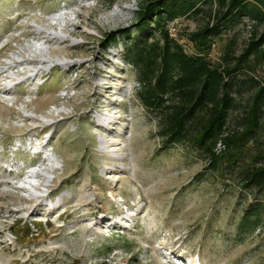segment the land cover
Segmentation results:
<instances>
[{
	"label": "rangeland",
	"instance_id": "obj_1",
	"mask_svg": "<svg viewBox=\"0 0 264 264\" xmlns=\"http://www.w3.org/2000/svg\"><path fill=\"white\" fill-rule=\"evenodd\" d=\"M141 1L0 0V55H15L19 78L36 71L37 85L17 107L0 102V264H264V189L207 168L191 145L163 142L159 112L144 105L124 60L127 38L103 43L110 31H135ZM206 21L181 17L170 33L192 53L186 36ZM252 28L224 29L211 59L221 61L231 41L241 52ZM58 31L76 40L49 34ZM43 56L51 61L40 65ZM107 116L114 121H100ZM22 136L33 140L14 166L4 156ZM34 166L41 175L29 178ZM251 205L254 230L252 217L241 224Z\"/></svg>",
	"mask_w": 264,
	"mask_h": 264
},
{
	"label": "trees",
	"instance_id": "obj_2",
	"mask_svg": "<svg viewBox=\"0 0 264 264\" xmlns=\"http://www.w3.org/2000/svg\"><path fill=\"white\" fill-rule=\"evenodd\" d=\"M199 15L207 21L187 34L193 49L188 53L169 26L181 17ZM242 21L253 27L242 51L236 53L231 41L221 61L211 59L215 37ZM132 26L134 32L121 27L106 33L103 43L127 38L124 60L143 87L139 97L144 105L159 112L163 142L191 145L203 152L207 168L222 175L236 173L239 186L262 191L264 0H142ZM245 92L248 99L241 105ZM238 110L242 112L232 127L229 117ZM219 142L223 148L216 150ZM253 208H247L241 222L252 217V230L260 222Z\"/></svg>",
	"mask_w": 264,
	"mask_h": 264
},
{
	"label": "built area",
	"instance_id": "obj_3",
	"mask_svg": "<svg viewBox=\"0 0 264 264\" xmlns=\"http://www.w3.org/2000/svg\"><path fill=\"white\" fill-rule=\"evenodd\" d=\"M36 48H38V46H36ZM10 52L11 51H8V54H7L8 56L0 55V75H2L0 77V90H4L5 87L9 89V92L7 93L0 91V102L8 100L12 102V105L10 106L17 107L18 105L23 104V102L26 100V98H24L25 96L27 97L30 95V93L33 94V92H35L37 85L31 84L33 81L29 78L35 76L36 71H33L31 74H29V76H24V77L19 78L20 71L17 68V63L11 60L13 59V57L15 58V55L11 54ZM16 57H18V55H16ZM48 70L49 69L47 68V73L50 72ZM20 83H23V84L20 85ZM31 85H32V89L34 90H30ZM17 98H21V100H18ZM17 101H19L20 103H18ZM3 138L4 137L1 136L0 145L3 143L2 141ZM23 138L24 137L22 136L20 141L17 138V141L13 143V145L11 144L14 147L12 151L16 152L22 147L21 140H23ZM222 148H223V144L219 142L217 144L216 150H221ZM17 167L16 169H18ZM10 169H11V166H10Z\"/></svg>",
	"mask_w": 264,
	"mask_h": 264
},
{
	"label": "bare ground",
	"instance_id": "obj_4",
	"mask_svg": "<svg viewBox=\"0 0 264 264\" xmlns=\"http://www.w3.org/2000/svg\"><path fill=\"white\" fill-rule=\"evenodd\" d=\"M46 30L49 31L48 29H46ZM49 34L51 35L52 38H61L63 41L66 40V39H68V38L72 39V41L76 40V38H71L70 34L67 33V32L58 31V32H49ZM45 49L46 48H42L43 51ZM46 61L48 62V61H51V60H49L46 56H43L42 58L38 59V63L39 64H42V63H44ZM52 61H54L57 64H60L61 66H64L65 65L66 67H68L70 64H72L70 62V60H67V58H60V57L57 58L56 57V58L52 59ZM1 76L2 75H0V77ZM22 84L23 83H20V85H22ZM0 91L7 93V92H9V89L5 87L4 90H0ZM57 111H60V110H57ZM110 118L111 117L107 116V118L100 119V121H103V122H106V123L113 122L114 120H111L112 118L111 119ZM31 140H33V137L32 136L31 137L30 136H25L23 138V140H21V146L22 147L19 150L20 151H26V149H28V147H29L28 145L31 142ZM100 144L101 145H104L102 141L100 142ZM44 147H45V142H44ZM44 147L41 146V148L39 150H37V153H40V152L42 153L44 151ZM10 152H11V150H10ZM15 153L16 152L12 151V154L9 157L8 156H4V157H7L6 158L7 159V162H10V164H12V165H16V163H18L17 162V156H15ZM51 161H54V160L51 159ZM36 167L34 166V167H32L33 169L30 170L31 173L28 175L29 178H38V177H40L41 174L39 173V171H37V169H35ZM17 168H18L17 170L20 171L18 174L21 176V174H23V171L26 169V166H23L22 165V166H18ZM45 178H46V184L49 183V181H51V179H50L49 176H46ZM33 184H35L37 186L36 183H33ZM19 187L25 188V187H27V184L22 182ZM34 189H35V187H34ZM36 192L38 193V197H40V196L43 195L42 189L41 190H36ZM35 195H37V194H35Z\"/></svg>",
	"mask_w": 264,
	"mask_h": 264
}]
</instances>
